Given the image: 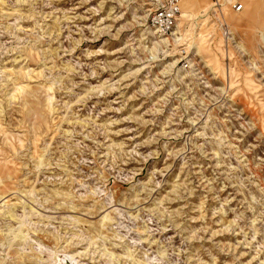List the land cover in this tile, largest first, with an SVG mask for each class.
<instances>
[{
    "label": "rangeland",
    "instance_id": "1",
    "mask_svg": "<svg viewBox=\"0 0 264 264\" xmlns=\"http://www.w3.org/2000/svg\"><path fill=\"white\" fill-rule=\"evenodd\" d=\"M147 1L0 0V264H264V0Z\"/></svg>",
    "mask_w": 264,
    "mask_h": 264
},
{
    "label": "bare ground",
    "instance_id": "2",
    "mask_svg": "<svg viewBox=\"0 0 264 264\" xmlns=\"http://www.w3.org/2000/svg\"><path fill=\"white\" fill-rule=\"evenodd\" d=\"M159 1L161 2V0H148L147 2L149 5H157V2ZM163 2L164 0H162V4ZM187 4H191V7H189ZM243 7L246 9V4H243ZM229 8L230 0H219L218 2L187 0V2H182L181 13L178 16L175 27L173 28L171 33H169L168 35H163L162 33L160 34L159 31L156 30L152 25L148 26L146 30L150 32L151 35L158 36V39H160L159 41L157 40L158 45L172 42V45L176 52L180 51L178 47L182 45L186 46L184 49L187 53H190L195 46L197 48L195 49L196 52L201 51L203 49V44L206 42L202 29L206 27L212 16L216 19L217 29L221 32V40L223 39L226 30L225 26L229 25H227V23H223V21L220 19L219 14L221 12L230 10ZM245 9L241 11L242 21H245ZM150 10L151 8L145 11V16H143L145 20H147L149 18V15L152 14L149 12ZM152 12H154V10ZM261 31L263 33L262 44L264 45V27L261 28ZM229 38L231 39L232 37ZM221 40L219 41V44L221 43ZM189 62L190 64H192L193 59H189ZM62 264H72V260L68 257H65V261H63Z\"/></svg>",
    "mask_w": 264,
    "mask_h": 264
},
{
    "label": "built area",
    "instance_id": "3",
    "mask_svg": "<svg viewBox=\"0 0 264 264\" xmlns=\"http://www.w3.org/2000/svg\"><path fill=\"white\" fill-rule=\"evenodd\" d=\"M183 0H164L163 4L158 7L150 16L151 25L159 31V33L168 35L175 27V23L181 13V5ZM233 9L242 10V4L235 2Z\"/></svg>",
    "mask_w": 264,
    "mask_h": 264
},
{
    "label": "crops",
    "instance_id": "4",
    "mask_svg": "<svg viewBox=\"0 0 264 264\" xmlns=\"http://www.w3.org/2000/svg\"><path fill=\"white\" fill-rule=\"evenodd\" d=\"M238 3L242 4L241 2H238ZM181 10H182V9H181ZM242 10H243V8H242ZM242 10H241V11H242Z\"/></svg>",
    "mask_w": 264,
    "mask_h": 264
}]
</instances>
